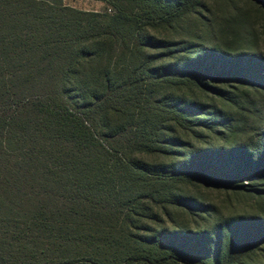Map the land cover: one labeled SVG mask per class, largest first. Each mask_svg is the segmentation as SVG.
<instances>
[{"label":"trees","instance_id":"16d2710c","mask_svg":"<svg viewBox=\"0 0 264 264\" xmlns=\"http://www.w3.org/2000/svg\"><path fill=\"white\" fill-rule=\"evenodd\" d=\"M95 1L0 0V264H249L264 246L252 18L239 0ZM199 185L253 206L220 215Z\"/></svg>","mask_w":264,"mask_h":264},{"label":"rangeland","instance_id":"374dc122","mask_svg":"<svg viewBox=\"0 0 264 264\" xmlns=\"http://www.w3.org/2000/svg\"><path fill=\"white\" fill-rule=\"evenodd\" d=\"M64 3L73 8L83 11H102L106 4L95 0H64ZM237 6L242 8V12H248L252 24V32L255 30L257 34L258 46L264 51V10H261L256 4L239 0ZM199 199L211 204L217 208L220 215L228 216L232 213L249 212L253 206L251 200H234L228 198L224 192L205 185H199L193 188ZM249 264H264V246L260 251L249 260Z\"/></svg>","mask_w":264,"mask_h":264}]
</instances>
